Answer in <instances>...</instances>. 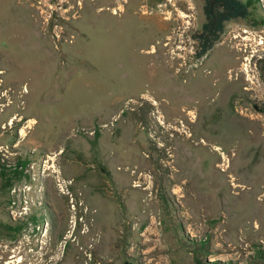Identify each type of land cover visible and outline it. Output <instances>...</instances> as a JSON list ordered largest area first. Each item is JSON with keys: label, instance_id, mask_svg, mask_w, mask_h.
<instances>
[{"label": "rangeland", "instance_id": "1", "mask_svg": "<svg viewBox=\"0 0 264 264\" xmlns=\"http://www.w3.org/2000/svg\"><path fill=\"white\" fill-rule=\"evenodd\" d=\"M242 1L198 57L203 0H0V264H262L264 0Z\"/></svg>", "mask_w": 264, "mask_h": 264}, {"label": "trees", "instance_id": "2", "mask_svg": "<svg viewBox=\"0 0 264 264\" xmlns=\"http://www.w3.org/2000/svg\"><path fill=\"white\" fill-rule=\"evenodd\" d=\"M202 9L204 21L200 29L193 34L198 57L203 56L219 40L227 21L246 18L250 13L248 2L242 0H203ZM96 136H99L98 131ZM22 163L24 164V162ZM2 226L5 229L9 228L6 224ZM260 255L263 260L262 264H264V251H261ZM195 262L196 264H205L197 257Z\"/></svg>", "mask_w": 264, "mask_h": 264}, {"label": "bare ground", "instance_id": "3", "mask_svg": "<svg viewBox=\"0 0 264 264\" xmlns=\"http://www.w3.org/2000/svg\"><path fill=\"white\" fill-rule=\"evenodd\" d=\"M102 246V245H101Z\"/></svg>", "mask_w": 264, "mask_h": 264}]
</instances>
